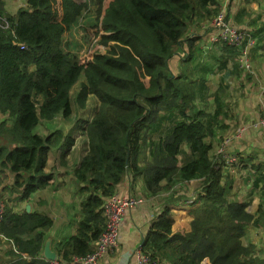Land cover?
Here are the masks:
<instances>
[{
    "label": "trees",
    "instance_id": "trees-1",
    "mask_svg": "<svg viewBox=\"0 0 264 264\" xmlns=\"http://www.w3.org/2000/svg\"><path fill=\"white\" fill-rule=\"evenodd\" d=\"M104 1L96 0L90 24L103 51L96 47L79 57L65 34L79 23L86 2L28 0L27 7L8 14L0 0V17L10 22L8 29L0 25V113L7 115L0 123L7 141L0 145V161L15 173L16 199L26 201L49 186L51 148H61L65 163L75 142L72 133L41 134L39 127L42 120L72 115L71 89L84 77L75 102L84 108L88 95L95 94L100 103L86 129L88 151L74 170L85 194L80 218L61 242L58 261L73 264L75 256L93 251L106 225L103 204L131 172L143 178L151 194L203 180L190 231L172 232L167 206L143 239L155 264H264L256 246L243 242L247 226L261 224L263 211L256 216L248 201L229 198L228 173L210 154L216 136L211 121L221 114L223 101L215 97L214 114L198 109L199 94L175 73L179 46L190 48L197 38L189 26L211 20L220 11L218 0H112L105 8ZM220 46L240 66L238 51L224 42ZM52 225L46 211L16 212L6 204L0 232L14 246L0 264H56L42 256Z\"/></svg>",
    "mask_w": 264,
    "mask_h": 264
},
{
    "label": "crops",
    "instance_id": "crops-1",
    "mask_svg": "<svg viewBox=\"0 0 264 264\" xmlns=\"http://www.w3.org/2000/svg\"><path fill=\"white\" fill-rule=\"evenodd\" d=\"M3 1L5 11L8 14H15L19 8L27 7L28 0ZM111 1L105 0L108 4ZM217 7L220 11H225L233 23L245 28L256 38V44L249 52L253 70L251 69L248 73L243 72L238 78L237 69L242 68L235 64L233 58L227 56L220 44L209 46L208 21L210 19H206L201 21L195 32H193V26L188 29L189 33L197 36L193 46L189 48L185 44L186 48L183 47V50L182 46L178 48L182 55H191L190 61H196L197 72L194 73L190 65L188 72L181 73L188 76V81L192 79L191 86L199 94V99L195 100L198 109H204L208 113L214 114L218 104L215 97L217 96L220 101H223L224 107L221 114L211 121L216 136L211 139L213 148L210 154L228 173L229 198L248 201L250 203L248 210L256 216L259 215V210L263 211V219L264 129L260 121L264 115V0H218ZM237 57L239 59V56ZM179 60H175V68ZM225 61L226 64H223ZM180 66L183 67V65ZM34 69V65L30 66L31 71ZM84 80L85 78L81 77L71 89L72 115L76 111L74 91ZM90 95L93 94H89L86 106L80 109L81 115L76 120L72 119V115L69 117L58 115L41 122L39 127L41 134L61 129L65 133L70 131L72 137L75 138L73 146L66 154L65 163L61 161V148L59 146L51 148L46 170L54 173V178L48 187L38 190L26 201H18L16 198L20 193L13 189L15 173L0 161V199L6 201L5 203L12 206L16 212H21L27 208V205H30L29 211L41 210L51 214L53 225L47 229L45 241H50V249L57 254V260L60 258L61 242L75 232L80 218L83 198L79 195L75 196L74 193L76 186L78 187L74 178V170L88 151L86 129L100 103L99 98L94 94L97 101L90 108ZM39 99L41 100L42 97L40 96ZM86 114H89V118L84 117ZM6 116V114L0 113V123ZM239 129L241 134L237 135ZM221 136L223 138H220ZM225 137H232L228 150L240 155V162L232 168H228L223 156L218 154ZM1 143L7 145L6 139L0 133V145ZM258 176H263V178L256 184L255 180ZM202 183L201 178H196L178 183L171 189H163L156 194H151L147 191L144 180L140 176H134L128 172L118 184L116 192L121 195L139 197L142 201L138 206H133L125 213L119 230L118 246L112 253L105 254L98 264H137L134 256L135 249L143 244V239L153 222L167 206L172 209L174 217L172 232L190 231L193 219L191 210L200 204V200L196 197L202 189ZM190 199L193 200L190 201ZM250 207H255L256 210ZM254 227L256 233L250 234L247 228L243 242L254 244L256 254L264 258V244L259 241L261 237L264 238V233H257L264 225L261 221L259 226ZM13 246L11 241L0 239L1 261L10 259L9 251ZM42 256L45 257L43 252Z\"/></svg>",
    "mask_w": 264,
    "mask_h": 264
},
{
    "label": "built area",
    "instance_id": "built-area-1",
    "mask_svg": "<svg viewBox=\"0 0 264 264\" xmlns=\"http://www.w3.org/2000/svg\"><path fill=\"white\" fill-rule=\"evenodd\" d=\"M0 25L8 29L10 22L6 16L0 17ZM208 27L209 33V46H216L221 42L234 47L238 50V56L240 65L247 69H252L249 52L256 44V38L254 35L247 31L245 28L239 27L233 23L231 19L227 17L225 11L221 10L217 12L210 20ZM21 48H26L25 45H21ZM264 109V105H263ZM261 126L264 129V115L260 121ZM241 134V130H237V135ZM232 137H225L218 154L222 155L226 161L228 168L235 167L240 162V155L236 152H230L228 145L231 143ZM198 198V197H196ZM193 199H190V201ZM142 201L141 198L136 196L121 195L115 192L103 204L104 213L106 215L105 229L101 233L100 237L94 242L93 251L84 256H75L73 258V264H98L99 260L107 253H112L118 246L119 230L123 222L125 213L133 206H138ZM6 203L0 199V222L3 219ZM3 235L0 232V239ZM134 256L136 257L137 264H155L150 255L147 253L142 245L135 249ZM56 264H63L57 259L54 260Z\"/></svg>",
    "mask_w": 264,
    "mask_h": 264
},
{
    "label": "rangeland",
    "instance_id": "rangeland-1",
    "mask_svg": "<svg viewBox=\"0 0 264 264\" xmlns=\"http://www.w3.org/2000/svg\"><path fill=\"white\" fill-rule=\"evenodd\" d=\"M78 1H81V0H78ZM88 4V9L85 10L84 12V15L80 18V21L79 23L77 22L76 24L73 25V27L71 28L70 31H68L66 34H65V39H68L69 40V47L70 49L75 52L76 54L79 55V57H84L87 54L90 53V51H92L93 49H95L96 47L99 48V50H102V47L101 45L97 42V40L99 39V34L96 32L95 28H93L92 26H90L91 23H94L95 22V17L96 15L94 14V11H96V0H84L82 2H85ZM108 6V2H105L104 1V5L103 7H107ZM90 8V10H89ZM90 11V13H89ZM89 13V14H88ZM96 13V12H95ZM227 14V13H226ZM91 17H89V16ZM94 15V16H93ZM227 17L230 19L229 15L227 14ZM210 22V21H209ZM208 22V23H209ZM82 23V24H81ZM190 26H193V32L196 31V29L200 26L196 23H192ZM189 26V27H190ZM221 47V46H220ZM90 55V54H89ZM186 58L188 59V56L187 54L186 55H182L180 56V60L178 61V63L176 64V70H175V73L177 75L179 74H182L181 72H184V71H187L189 70L190 68V65L191 67L193 68L192 70L194 71V73L197 72V65H196V61L194 62L193 60L190 61V58L188 60H186ZM239 60V59H238ZM251 63V62H250ZM180 65H183V67H181ZM252 66V64H251ZM240 68L242 69H237L238 70V73H237V76L238 78H240V75L243 74V72L245 73H248V71H250L249 69L244 68V67H241L240 65ZM252 70H253V67H252ZM184 75V79H182L183 81H187V82H190L192 83V79L191 81H188V76L186 74H182ZM81 88V84L78 86V88L74 91V96L76 97L77 93H78V90H80ZM89 96V95H88ZM96 97L95 95H90V100H89V104H90V108L92 106L95 105L96 103ZM75 113L72 115V119L73 120H76L80 115H81V107L79 108L78 106V103L76 102L75 103ZM85 118H89V114H86L84 116ZM220 138H223L222 136ZM186 145H184L185 147ZM142 178V177H141ZM143 179V178H142ZM203 184V183H202ZM75 193V196L79 195V196H82V198L85 196V194L81 193L78 189V187L76 186V189L74 191ZM83 200V199H82ZM76 201H78V198H76ZM6 202V201H5ZM254 210H256L255 207H250ZM262 223L264 225V218L262 219ZM248 231L249 233H256V228L252 225L248 226ZM247 228H246V231H247ZM257 233H264V227H262L260 230H258ZM260 242H262L264 244V238H260L259 240ZM205 264V263H204Z\"/></svg>",
    "mask_w": 264,
    "mask_h": 264
},
{
    "label": "water",
    "instance_id": "water-1",
    "mask_svg": "<svg viewBox=\"0 0 264 264\" xmlns=\"http://www.w3.org/2000/svg\"><path fill=\"white\" fill-rule=\"evenodd\" d=\"M26 210L27 211L30 210V205H27ZM43 254L49 260H55L57 257V254L54 251H51V249H50V241L49 240L45 241L44 248H43ZM203 263L210 264L207 260H204Z\"/></svg>",
    "mask_w": 264,
    "mask_h": 264
}]
</instances>
